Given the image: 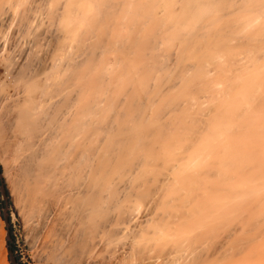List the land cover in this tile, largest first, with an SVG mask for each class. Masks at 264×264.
Wrapping results in <instances>:
<instances>
[{
    "label": "bare ground",
    "instance_id": "1",
    "mask_svg": "<svg viewBox=\"0 0 264 264\" xmlns=\"http://www.w3.org/2000/svg\"><path fill=\"white\" fill-rule=\"evenodd\" d=\"M5 51L26 239L71 264H264V193L224 187L264 149V0H0Z\"/></svg>",
    "mask_w": 264,
    "mask_h": 264
},
{
    "label": "rangeland",
    "instance_id": "2",
    "mask_svg": "<svg viewBox=\"0 0 264 264\" xmlns=\"http://www.w3.org/2000/svg\"><path fill=\"white\" fill-rule=\"evenodd\" d=\"M53 43L54 42L51 43L49 50L53 47ZM5 56H7V51L0 55V86L3 83V85L0 87V93H2V97L0 95V264H18L19 262L22 264H71L73 263L71 261H74L73 258L70 259V257L68 258V256L65 255L58 256L59 254L57 255V253H54L55 255L53 253L51 254L49 253L50 250L48 248L41 247L39 242L38 245L37 239L42 235L39 230L32 232L29 235L30 237L28 236L29 240L26 239L22 221L18 216L13 198L10 193L13 185V167L21 161L22 155L16 149L17 140L15 139L14 134H12V120L15 114V111L13 112L12 110V106H14V102H16L18 99L15 96L16 84L14 77H6L4 70L2 69L1 60L4 59ZM8 79L11 82L8 81ZM4 84L5 87H3ZM219 85L222 86V84ZM203 94H205V96L207 95L206 93L202 92L201 96H203ZM198 95H200V92ZM201 98L203 99V97ZM205 101L206 100L202 102L203 104L201 103L203 106L201 105V107L198 109V112L203 113V110L207 111V109H204V107L209 102L208 100V103ZM260 102L262 103V101L258 99L257 104H260ZM209 106L207 105L208 108ZM10 112L12 113V116ZM9 113L10 115H8ZM7 115L9 117H6ZM237 118L238 120L240 119V117ZM236 128L239 130L237 126ZM237 130H229L230 135L237 136L239 131L237 133L235 132L236 134L233 132ZM251 142L254 143L253 141ZM251 142L248 143L251 144ZM253 145H255V147ZM250 147L256 148H253L254 150L250 152V155L247 154L244 159L242 158L243 160L241 159L235 161L237 159H233L231 162L228 161L225 165L224 187L226 192H244L250 191V188H253L259 189V192L261 191V193H264V175L261 176L262 173L264 174V149L262 146L258 147L255 143L251 144ZM245 151L248 153V148ZM261 166L263 168H260Z\"/></svg>",
    "mask_w": 264,
    "mask_h": 264
},
{
    "label": "trees",
    "instance_id": "3",
    "mask_svg": "<svg viewBox=\"0 0 264 264\" xmlns=\"http://www.w3.org/2000/svg\"><path fill=\"white\" fill-rule=\"evenodd\" d=\"M18 264H22L21 262H19Z\"/></svg>",
    "mask_w": 264,
    "mask_h": 264
}]
</instances>
